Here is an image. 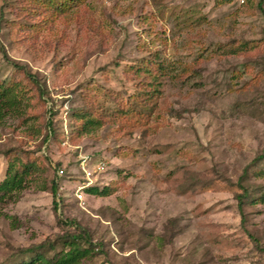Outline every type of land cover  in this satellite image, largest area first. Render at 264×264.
Returning a JSON list of instances; mask_svg holds the SVG:
<instances>
[{
    "label": "rangeland",
    "instance_id": "rangeland-1",
    "mask_svg": "<svg viewBox=\"0 0 264 264\" xmlns=\"http://www.w3.org/2000/svg\"><path fill=\"white\" fill-rule=\"evenodd\" d=\"M63 1L0 0V84L25 102L0 183L15 156L40 168L0 204V264L75 232L58 214L96 244L82 264H264V203L236 199L264 189V0ZM87 155L113 196L85 193Z\"/></svg>",
    "mask_w": 264,
    "mask_h": 264
},
{
    "label": "trees",
    "instance_id": "trees-1",
    "mask_svg": "<svg viewBox=\"0 0 264 264\" xmlns=\"http://www.w3.org/2000/svg\"><path fill=\"white\" fill-rule=\"evenodd\" d=\"M78 1L83 0H65L62 4L57 3L56 7L61 6L64 8V6L69 3L72 5L74 2L78 3ZM44 2H49L51 5L56 4V0H44ZM242 46H246V43ZM1 48L3 49V47ZM3 52H5L4 49ZM18 86L15 84L11 85L7 82L5 84H0V121H4L8 116H17L22 113V111H25L23 91L18 88ZM151 109L153 115L157 114L154 112L153 107H151ZM48 125L49 128L52 129V121H49ZM258 158L259 160L264 159V153L259 154ZM29 161V159L28 161H24L20 156H15V158L9 163L7 175L0 183V204L19 201L23 192L29 184L34 181L40 168L34 161ZM245 177H248V174ZM116 187L115 183L107 186H99L95 184L85 188V193L97 198H109L116 193ZM239 188L241 189V192L237 194L236 199L238 207L244 217V208L249 202L256 203V201L260 199L262 200V204L264 203V189L259 198H254L253 194L255 193H253L247 186H243L242 182L239 185ZM42 189L43 191L50 189V193L53 197V210L58 214L61 206V200L58 198V181L55 179L52 181L50 188L45 189L43 187ZM5 216L13 221L15 227L19 226V222H17L14 217L8 215ZM58 218L61 225L68 228L75 226V232L68 231L60 236L58 242H60L63 249L58 250V242L48 239L40 244L17 249L15 252L17 255L12 257L10 261H4L1 264H82L84 260L90 258L91 255L96 253V244H93L92 238L82 231L80 224L73 220L65 221L59 214Z\"/></svg>",
    "mask_w": 264,
    "mask_h": 264
},
{
    "label": "built area",
    "instance_id": "built-area-1",
    "mask_svg": "<svg viewBox=\"0 0 264 264\" xmlns=\"http://www.w3.org/2000/svg\"><path fill=\"white\" fill-rule=\"evenodd\" d=\"M92 162H94L92 156H81V166L85 174V178L88 180L86 187L90 185V182L99 172H103L106 168V163L104 161L98 162V164L93 167Z\"/></svg>",
    "mask_w": 264,
    "mask_h": 264
}]
</instances>
